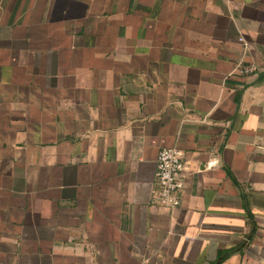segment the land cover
<instances>
[{
    "label": "crops",
    "instance_id": "obj_1",
    "mask_svg": "<svg viewBox=\"0 0 264 264\" xmlns=\"http://www.w3.org/2000/svg\"><path fill=\"white\" fill-rule=\"evenodd\" d=\"M0 264H264V0H0Z\"/></svg>",
    "mask_w": 264,
    "mask_h": 264
},
{
    "label": "built area",
    "instance_id": "obj_2",
    "mask_svg": "<svg viewBox=\"0 0 264 264\" xmlns=\"http://www.w3.org/2000/svg\"><path fill=\"white\" fill-rule=\"evenodd\" d=\"M235 69L240 74H251L257 72L258 66L254 62L247 63L239 60ZM186 179L187 168L184 152L176 146L162 147L157 157L152 190L153 203L169 211L175 210L182 204Z\"/></svg>",
    "mask_w": 264,
    "mask_h": 264
}]
</instances>
